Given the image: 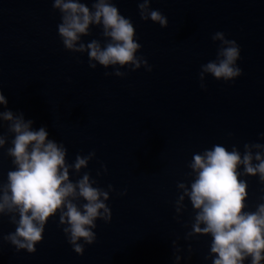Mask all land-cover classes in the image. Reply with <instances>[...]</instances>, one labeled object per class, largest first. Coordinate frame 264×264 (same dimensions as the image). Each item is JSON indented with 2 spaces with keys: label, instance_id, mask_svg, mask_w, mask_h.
Returning a JSON list of instances; mask_svg holds the SVG:
<instances>
[{
  "label": "water",
  "instance_id": "water-1",
  "mask_svg": "<svg viewBox=\"0 0 264 264\" xmlns=\"http://www.w3.org/2000/svg\"><path fill=\"white\" fill-rule=\"evenodd\" d=\"M82 2L91 7L92 0ZM113 2L131 19L142 46L137 56L152 71L126 66L120 69L125 77L105 76L115 69L98 63L93 69L86 52L65 49L52 0H0V90L7 109L23 112L34 129L45 126L50 139L66 146L69 163L95 151L88 167L79 174L70 170V178L90 172L99 187L114 189L106 201L112 219H97L96 240L83 255L58 227L59 214L47 222L35 253L2 239L15 230L3 216L0 264H212L205 259L210 235L185 239L194 216L187 198L180 222L175 219L177 183L191 181L186 174L194 153L214 144L229 150L236 145L243 153L244 143H264V0H152L150 7L168 18L167 27L142 20L138 0ZM217 31L240 46L242 75L225 82L205 74V89L199 73L216 59ZM92 39L103 42L100 27L91 26V35L82 37L85 43ZM0 132L7 133V122ZM9 146L0 150L4 181L14 167ZM241 179L248 183L246 210L254 211L264 202V184L258 176Z\"/></svg>",
  "mask_w": 264,
  "mask_h": 264
},
{
  "label": "clouds",
  "instance_id": "clouds-1",
  "mask_svg": "<svg viewBox=\"0 0 264 264\" xmlns=\"http://www.w3.org/2000/svg\"><path fill=\"white\" fill-rule=\"evenodd\" d=\"M151 3L152 0H138L140 18L167 27L168 18L152 9ZM52 5L61 14L57 27L65 49L86 52L91 68L95 69L97 63L106 69L112 66L115 71L105 72V76L118 77L128 74L120 70L126 66L130 71L142 66L152 71L148 61L137 56L142 46L135 39L136 30L131 19L120 13L113 0H92L91 7L82 0H52ZM91 26L101 28L103 42L99 39L83 42L82 37L91 35ZM212 40L220 44L216 59L201 65L200 86L205 89V74L225 82L242 75L237 65L240 58L237 42L228 39L222 31L215 32ZM7 104L0 90V106L7 109ZM5 122L7 133L0 132V150L10 143L6 154L14 167L7 172L6 181L0 179V218L7 216L15 230L3 235L2 239L17 251L35 253L36 245L44 239L47 222L59 214L58 227L63 225L67 242L77 254L83 255L85 245L96 240L93 229L97 227V219L106 223L112 219L106 203L110 192L114 191L111 184L107 189L99 187L90 172H84L75 181L70 178V170L79 174L88 167L95 151L86 156L77 154L74 162L69 163L66 146L50 139L45 126L34 129L33 120L25 119L23 112L10 109L0 110V129ZM260 135L264 138V133ZM187 166L191 171L186 175L192 179L177 183L179 195L175 200L178 222L187 209L186 198L194 212L191 230L185 239L210 235V251L205 259L211 258L212 264H245L246 261L262 264L264 202L257 204L254 211L246 210L249 207L248 183L241 176H258L264 184V143H244L243 153L236 145L229 150L214 144L210 149L194 153ZM104 172H107L106 166ZM172 244L175 260L179 261L181 257L177 253L181 249L176 240Z\"/></svg>",
  "mask_w": 264,
  "mask_h": 264
}]
</instances>
